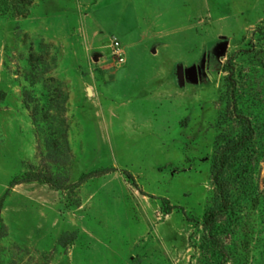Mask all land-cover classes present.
Here are the masks:
<instances>
[{"label":"rangeland","instance_id":"rangeland-1","mask_svg":"<svg viewBox=\"0 0 264 264\" xmlns=\"http://www.w3.org/2000/svg\"><path fill=\"white\" fill-rule=\"evenodd\" d=\"M0 264H264V0H0Z\"/></svg>","mask_w":264,"mask_h":264},{"label":"trees","instance_id":"trees-1","mask_svg":"<svg viewBox=\"0 0 264 264\" xmlns=\"http://www.w3.org/2000/svg\"><path fill=\"white\" fill-rule=\"evenodd\" d=\"M246 142H245V138H243L241 140V142H239V145L240 147L242 146H245ZM231 150L235 153V151L237 152V150L233 149V148H229L228 151H227V154L228 152L230 153ZM226 154H224L225 156ZM221 163L222 165L220 167L217 168V171L215 172V184H216V187L219 191V194L222 198V203H221V206L218 210L219 213H224V212H227L229 211V208H230V205H231V199H230V194H229V190L227 189V181H225V172H224V169L225 167H229L228 165L230 164V159H223L221 160ZM227 165V166H226ZM227 182V183H226ZM216 217V212L215 211H211L209 213V219L210 220H214V218Z\"/></svg>","mask_w":264,"mask_h":264},{"label":"built area","instance_id":"built-area-1","mask_svg":"<svg viewBox=\"0 0 264 264\" xmlns=\"http://www.w3.org/2000/svg\"><path fill=\"white\" fill-rule=\"evenodd\" d=\"M113 50H114V53L116 54V57L118 59V61L120 63H124L125 62V58H124V54L123 52L121 51V43L120 41L117 39V38H114L112 40V44H111Z\"/></svg>","mask_w":264,"mask_h":264},{"label":"water","instance_id":"water-1","mask_svg":"<svg viewBox=\"0 0 264 264\" xmlns=\"http://www.w3.org/2000/svg\"><path fill=\"white\" fill-rule=\"evenodd\" d=\"M95 61H98V58H97V57L95 58ZM89 94H90V93H89Z\"/></svg>","mask_w":264,"mask_h":264}]
</instances>
